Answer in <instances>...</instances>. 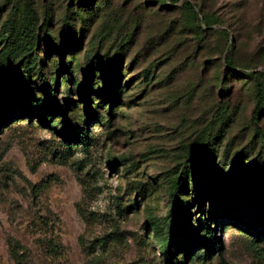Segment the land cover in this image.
I'll list each match as a JSON object with an SVG mask.
<instances>
[{
    "label": "rangeland",
    "instance_id": "374dc122",
    "mask_svg": "<svg viewBox=\"0 0 264 264\" xmlns=\"http://www.w3.org/2000/svg\"><path fill=\"white\" fill-rule=\"evenodd\" d=\"M243 71L264 77V0H0L21 94L0 108V264H162L152 228L193 152L174 262L264 264V92Z\"/></svg>",
    "mask_w": 264,
    "mask_h": 264
},
{
    "label": "trees",
    "instance_id": "16d2710c",
    "mask_svg": "<svg viewBox=\"0 0 264 264\" xmlns=\"http://www.w3.org/2000/svg\"><path fill=\"white\" fill-rule=\"evenodd\" d=\"M81 2L84 3H88L91 0H79ZM162 1V0H161ZM183 6L185 9L191 10L192 14V18L193 20L196 22L195 23V28L198 29L199 31H202L204 29H209L211 28L212 25H214L216 22L215 20H213L212 18H210L209 15L207 16H201L198 14L197 10L191 8L189 6L188 2L183 3ZM224 33V32H223ZM32 49L30 48L29 51H31ZM224 64L227 68H232L233 67V61L232 58L230 57V54H226L224 59ZM30 63V62H29ZM117 65V60L116 58H113L111 63H109L106 67V73H109L112 69H114V67H116ZM243 76L245 77H253L256 81H258L257 83V94L258 95H262L264 92V84H263V79H262V75L257 74L256 72H252V73H247L246 71H243L241 73ZM264 78V77H263ZM0 81H2V93L0 96V108H4V109H11V103L12 101H15L17 98L21 97V94L18 90H16V88L13 86V75L8 74V75H0ZM260 81V82H259ZM48 94H52L54 95L55 92L53 90H48ZM98 94V93H97ZM99 97H101V94H98ZM16 104L14 103L12 107V109L14 108ZM67 107V106H66ZM47 112H49L48 110H46ZM60 114H62L64 116L63 111L59 112ZM6 122V116L3 115V113H0V126L2 124H4ZM75 138H76V142L79 143L81 146H86L87 144V134L80 129H75ZM193 157H197V153L193 152V154L189 157L186 158V165H185V169L182 173H180V175L175 179V181L172 182L171 187H170V198H171V202H172V206L174 211H176V214L171 216L170 219V227L168 229V232L166 233V235L163 237L161 236V233L159 232V230L155 227H153L152 229L155 230V234L157 236V239H159L160 241H162V264H176L174 262L173 259V255H172V246H171V240L174 237V233H175V226H176V222L178 221V215L181 212V207L182 204L180 202V200L177 198V194L178 192L182 191L188 181V183H190V185L192 186V190L195 192V197L197 199L201 198L203 193L200 191V182H198V179H196V176L194 175V170H193ZM256 198L257 197H262L263 194L259 193L254 195ZM206 231V235L210 238V241L212 243H215L216 238L213 235V231L212 229H209L208 227L205 228Z\"/></svg>",
    "mask_w": 264,
    "mask_h": 264
}]
</instances>
